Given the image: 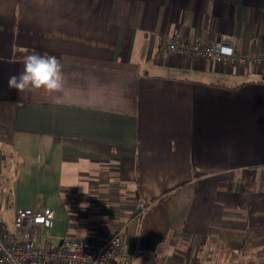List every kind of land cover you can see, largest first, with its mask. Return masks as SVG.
<instances>
[{"label": "crops", "instance_id": "crops-1", "mask_svg": "<svg viewBox=\"0 0 264 264\" xmlns=\"http://www.w3.org/2000/svg\"><path fill=\"white\" fill-rule=\"evenodd\" d=\"M164 37L264 51V0H0V208L119 228L127 264H264V61Z\"/></svg>", "mask_w": 264, "mask_h": 264}, {"label": "built area", "instance_id": "built-area-1", "mask_svg": "<svg viewBox=\"0 0 264 264\" xmlns=\"http://www.w3.org/2000/svg\"><path fill=\"white\" fill-rule=\"evenodd\" d=\"M166 53L190 58L213 59L218 65H257L264 61V51L242 52L219 37L215 42L202 44L185 38H161ZM143 206L141 202L138 205ZM54 215L51 208H18L12 218L13 230L0 221V264H127V249L121 230L114 229L101 241L94 238L64 236L52 247L40 245L39 228L50 227Z\"/></svg>", "mask_w": 264, "mask_h": 264}, {"label": "rangeland", "instance_id": "rangeland-1", "mask_svg": "<svg viewBox=\"0 0 264 264\" xmlns=\"http://www.w3.org/2000/svg\"><path fill=\"white\" fill-rule=\"evenodd\" d=\"M14 217V214L9 210V208H0V221L4 224L5 227H7L10 230H13L12 227V218ZM37 237L38 239H42L40 245L44 247H52L56 241V238L53 235L52 229L44 227V228H39L37 230ZM128 263V261H127ZM130 263V262H129ZM141 264V260H137L135 258V255L132 257L131 264Z\"/></svg>", "mask_w": 264, "mask_h": 264}, {"label": "water", "instance_id": "water-1", "mask_svg": "<svg viewBox=\"0 0 264 264\" xmlns=\"http://www.w3.org/2000/svg\"><path fill=\"white\" fill-rule=\"evenodd\" d=\"M61 241H62V239H61V240H59V241H57V244H59Z\"/></svg>", "mask_w": 264, "mask_h": 264}]
</instances>
